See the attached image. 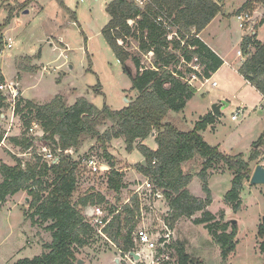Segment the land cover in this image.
Returning <instances> with one entry per match:
<instances>
[{
	"label": "trees",
	"instance_id": "obj_1",
	"mask_svg": "<svg viewBox=\"0 0 264 264\" xmlns=\"http://www.w3.org/2000/svg\"><path fill=\"white\" fill-rule=\"evenodd\" d=\"M59 1L66 8L64 0ZM255 1L264 6V0ZM221 10L213 0H150L145 8L139 7L134 0H112L106 8L110 20L103 34L129 74L136 99L120 111L106 104L99 109L84 97L72 106H68L61 97L44 105L30 100L20 102L19 99L15 114L28 110L22 119L31 116L25 121L26 133L31 123L36 122L44 136L26 134L9 138L13 146L20 148L23 154L30 153L31 157H15L14 166H0L3 178L0 181V210L9 198L26 192L30 200V212L26 217L33 224L49 223L46 230L51 233L52 241L43 245L45 252L42 255L22 259L15 264H79L77 254L80 249L89 247L96 232L86 221L84 213L88 208L108 205V202L102 194L82 195L74 201L83 169L80 161L65 154V151L73 149L78 155L87 141H96L100 145L102 157L111 168L110 172L101 175L107 174L108 188L116 196L115 203L108 209L113 218L104 228V233L123 253L133 248L132 232L139 225L140 204L137 197L126 205L121 202L120 196L126 186L125 175L116 168V158L108 151L113 140L122 139L131 153L139 142L156 132V151L145 145L138 147L146 161L145 165L139 164V172L156 189L163 191L171 210L165 221L171 229L181 218L190 219L209 207L212 203L208 187L210 170L221 163L233 175L232 187L225 200L235 212L240 209L243 184L251 179L250 162L259 158V150L256 148L250 162H247L241 155H226L218 147L208 144L201 132L217 123L218 119L211 112L201 117L194 129L187 132L179 130L169 117L171 113L184 111L197 93V89L187 81L196 73L189 67L194 59L197 61L193 64L200 66L201 73L197 75L201 80L211 79L224 64L221 57L198 37ZM13 15L11 10L0 27V52L4 50L3 32ZM163 16L167 26L158 21ZM263 23L264 19L259 26ZM173 33L177 35L170 40L168 36ZM241 52L245 58L240 74L264 96V42L258 40L257 33L245 36ZM3 83L5 78L0 71V85ZM3 106L5 98L0 92V107ZM107 125L110 129L101 133L100 128ZM3 140L0 128V144ZM36 140L45 141L52 151H63L58 164L49 166L42 162L37 155ZM259 143L261 145L263 139ZM196 157L204 161L202 170L197 175L185 173L183 164ZM195 176L203 184L206 200L196 198L189 190ZM205 216L195 223H208L206 229L220 249L221 264H228L239 244L238 226L224 219L217 221L210 213ZM257 236L261 240L260 250L264 252V225L259 227ZM173 248L178 264H199L188 253L185 242L177 241ZM199 256L202 257L201 253Z\"/></svg>",
	"mask_w": 264,
	"mask_h": 264
},
{
	"label": "rangeland",
	"instance_id": "obj_2",
	"mask_svg": "<svg viewBox=\"0 0 264 264\" xmlns=\"http://www.w3.org/2000/svg\"><path fill=\"white\" fill-rule=\"evenodd\" d=\"M213 1L222 8L224 17L228 18L221 23L215 22L205 38L207 40L208 35L218 33L220 53L228 64L209 83L196 81L195 88L199 92L184 111L171 113L169 117L179 130L191 131L215 102H227L228 107L222 109L220 121L217 118V123L202 133L204 140L211 146H218L226 155H241L247 162H250L257 148L260 156L256 161L264 168V107H261L264 102L260 104L261 96L247 85L239 72L242 60L238 58L237 51L241 50V40L247 30L239 28L235 17L242 11L259 15L254 31L258 40L264 42V23L259 26L264 19V6L255 0ZM109 3L110 0H64V8L59 0H0V27L5 23L9 12L14 11L11 22L3 32L5 53L3 59L0 57V68L11 82L20 81L18 102L19 99L20 102L30 100L44 105L61 97L68 106H72L79 98L84 97L99 109L106 104L113 110L120 111L136 99L137 94L132 90L129 74L103 34L110 20L106 11ZM6 35L13 41L12 49H5ZM242 58H245L243 53ZM213 82L218 84L216 88H212ZM24 106L25 103L22 102V107ZM240 108H244V114L238 121H233L232 116ZM13 109L14 106L6 101L5 106L0 107V128L4 137H8V134L11 137L27 134L25 121L31 119V116L25 120L22 117L27 115L28 110L16 115L13 129L10 133L7 132ZM2 115H5L4 118ZM109 129L110 125H107L100 128V131L104 133ZM260 139H263L261 145ZM36 143L40 146L46 144L40 140H36ZM146 145L156 147L152 139ZM108 151L116 158V168L125 175L126 186L120 196L121 202H124L131 196L136 183L143 179L139 164L144 157L137 147L129 153L122 139L113 140L108 145ZM102 153L96 141H87L79 152V157H74L84 159L98 155L101 158ZM24 155L20 148L14 147L9 141H2L0 144V166H14L15 157L29 158V154L25 158ZM256 161L250 162V168ZM203 163V159L197 157L186 164L183 170L197 175L202 170ZM219 167L220 172L214 173V168L210 170L208 180L214 205L211 203L203 212L190 219L181 218L175 225L178 231L175 237L186 243L188 253L199 264H221L220 249L206 229L208 223L198 225L195 222L205 218L206 213H210L217 221L228 219L225 215L227 209L230 215L227 221L230 222L231 219L238 226L239 241L235 254L228 262L264 264V252L260 250L261 240L257 236L264 218V186H244L240 195L242 205L235 212L233 206L225 200L232 187L233 175L224 164L221 163ZM253 172L252 170V174ZM2 180L0 173V181ZM190 189L196 198L207 199L199 177L193 181ZM87 194H102L106 197L108 205L102 206L105 214H108L110 205L115 203L116 196L108 188L107 174L91 176L83 168L74 201ZM25 197L28 198L26 192L19 194L15 200L9 198L7 202H11L0 210V264H13L20 259L40 256L45 252H42L43 245L52 240L51 233L46 230L49 223L33 224L25 217L30 212V205ZM169 210L166 199L162 200L158 211L163 220ZM155 223L158 224L157 221ZM30 243L32 246H28ZM108 245L110 244L104 238L96 234L89 247L80 252L77 258L92 264H113L111 259L116 257V250H108Z\"/></svg>",
	"mask_w": 264,
	"mask_h": 264
},
{
	"label": "built area",
	"instance_id": "obj_3",
	"mask_svg": "<svg viewBox=\"0 0 264 264\" xmlns=\"http://www.w3.org/2000/svg\"><path fill=\"white\" fill-rule=\"evenodd\" d=\"M134 1L141 8H145L150 3V0ZM256 15L257 14L251 13L249 11H242L237 14L236 18L240 23V27L246 28L249 23L255 22ZM158 21L163 23L164 26L168 25V22L164 16L158 18ZM130 24H132V22H130ZM174 35L177 34H170L168 38L171 40ZM7 47L11 49L12 43L9 42L7 44ZM3 52L4 50L0 52V55ZM238 55L242 56V52H238ZM195 61H197V59H194L193 63ZM193 63L190 64L189 67H191L196 73H193L187 81L191 86L195 88L196 81L201 80L197 75V73H201V69L199 65H195ZM201 81H205V83L207 84L211 81V79ZM217 86L218 84L216 82L212 83V88H216ZM18 88L19 87L17 83L14 82H5L0 85V92L5 98V101L14 106V113L15 107L18 102L17 100L19 98ZM241 113L242 111H239L238 113L234 114L232 116V120L237 121L241 116ZM27 136L43 137L44 132L42 131V129H40L38 123L32 122L27 130ZM35 146L37 148V155L41 158L42 162L48 164L49 166L59 163L60 158L63 154L62 150L52 151V149H50L47 144H43L40 146L36 142ZM28 154L30 158V153H26L24 155V158L28 156ZM65 154H69L70 156L74 157L75 151L73 149H69L65 151ZM77 160L81 162L82 169L84 168L86 172L91 176H101L102 174L108 173L111 170L106 160L103 157L100 158L98 155ZM155 162L156 160L154 161V163ZM134 197L138 198L140 204V211L139 215L137 216L139 225L132 232L133 248L131 249V251L128 253H123L121 251L124 258L132 264H178L176 251L173 248V244L177 242V237H175L176 230L171 229L166 224L165 219L162 220L161 224L159 225H156L154 222H151L149 224L144 223L146 219L153 218L151 214H156L157 201L165 198L163 191L156 189L155 186L152 185L150 180L146 179L145 181H138L136 183L131 196L124 202V204L126 205L130 203L131 199ZM84 216L88 224L94 228L96 234H98L101 238H104V241H106L110 245H114L104 233V228L113 218V216L110 215L109 211L108 214H105L102 210V206H95L92 208H88L85 211ZM133 254L137 255L138 259H135Z\"/></svg>",
	"mask_w": 264,
	"mask_h": 264
},
{
	"label": "crops",
	"instance_id": "obj_4",
	"mask_svg": "<svg viewBox=\"0 0 264 264\" xmlns=\"http://www.w3.org/2000/svg\"><path fill=\"white\" fill-rule=\"evenodd\" d=\"M112 0H110V2H111ZM26 13V12H25ZM237 16V15H236ZM235 16V17H236ZM258 16L259 15H257V17H256V19H255V22H251V23H249L248 25H247V27L246 28H241L240 27V23H239V21H238V24H239V28L241 29V30H247V34H245V36H249V35H252V34H254L255 33V26H257V25H255V23H256V21L259 19L258 18ZM228 17H224V15H223V13H222V11H221V13L211 22V24H209L208 26H207V28L203 31V32H201L200 34H199V38L209 47V48H211L218 56H220L221 57V59L224 61V64H223V66L219 69V71L217 72V73H219L220 71H221V69L226 65V64H228L227 63V60L222 56V54L220 53V45L217 43V41H218V37H217V34L218 33H214V34H212L211 36L210 35H208V38H207V40H206V38H205V34L207 33V31L211 28V26L213 25V24H215V22H222V21H224V20H226ZM237 19V18H236ZM262 21V20H261ZM220 30V29H219ZM255 30V31H254ZM7 36V35H6ZM245 36H243L242 37V40H243V38L245 37ZM3 37H4V34H3ZM10 37H6V39H5V49H9L8 47H7V44L9 43V42H11L12 43V48H13V41H12V39H9ZM242 40H241V42H242ZM11 48V49H12ZM241 50H239V51H237V56H238V58H240L241 60H242V63L244 62V58H242V56H239L238 55V52H240ZM4 53H5V51L0 55V57L3 59L4 57ZM242 66V65H241ZM44 70H45V68H44ZM0 71L2 72V74H3V76H4V78H5V82H11L12 80L11 79H8L7 77H6V75L4 74V72H3V69L2 68H0ZM216 73V74H217ZM213 77H214V75H213ZM242 78L244 79V77L242 76ZM212 79V78H211ZM18 80H19V78H18ZM245 80V79H244ZM246 81V83H247V85H250L252 88H254L247 80H245ZM17 85H18V87H19V85H20V81H17ZM255 89V88H254ZM256 90V89H255ZM257 91V90H256ZM197 92H199V91H197ZM258 92V91H257ZM259 93V92H258ZM259 95L261 96L260 98H261V100H260V104L261 103H263L264 102V96L262 95V94H260L259 93ZM218 102H221V100H218ZM190 102H188V104H189ZM216 103V102H215ZM75 104V103H74ZM73 104V105H74ZM188 104H187V106H188ZM242 104H243V102H242ZM186 106V107H187ZM262 108L264 107V106H261ZM210 108H208L207 109V113L205 114V115H207L208 113H210L209 111L211 110H209ZM239 111H242V113H241V115L242 114H244V112H245V110H244V108H240L239 109ZM211 113H212V110H211ZM4 116L5 115H2V118H4ZM221 116H222V114H221ZM220 116V117H221ZM16 114L13 112V114H12V117H11V119H10V126H9V129H8V133H10L11 132V130L13 129V126H14V122L16 121ZM220 117H219V121H220ZM239 120V119H238ZM237 120V121H238ZM13 124V125H12ZM216 129V128H215ZM205 131H203V132H201V135H202V133H204ZM4 134V133H3ZM8 137H4V140L3 141H9V138H11V134H8L7 135ZM203 136V135H202ZM14 137H19V136H14ZM155 138H156V132L150 137V138H148L147 140H145V141H141V142H139L138 144H137V146H135V147H139L140 145H145L146 147H148L149 149H151L152 151H156L157 149H158V146H157V144H156V147L155 148H150L149 146H147L146 144H147V141L149 140V139H152L154 142H155ZM9 143H10V141H9ZM156 143V142H155ZM4 145H5V143H4ZM14 147H16V146H14ZM214 147H218V146H214ZM219 148V147H218ZM81 150H83V148L81 149ZM80 150V151H81ZM79 151V152H80ZM76 156L77 157H79L77 154H76ZM197 158V157H196ZM194 160V159H193ZM193 160H191V161H189V162H187V163H185V164H183V166H182V168L184 169V166L186 165V164H188V163H190V162H192ZM143 161H145L144 160V158H142V160L140 161V162H143ZM142 164V163H141ZM253 164V167H252V165H251V169L254 171L255 170V168L258 166V165H260V164H258V161H256V162H253L252 163ZM220 170H221V168L218 166L215 170H214V173L215 172H220ZM143 176V175H142ZM147 178L146 177H144L143 176V179L141 180V181H145ZM195 179H197V176H195L194 177V179L192 180V182H191V184L189 185V190H191L190 189V186L193 184V181L195 180ZM232 180H233V178H232ZM248 184H250V180L248 181V182H244V184H243V188H244V186H246V187H248L249 185ZM126 185V184H125ZM260 186H263V185H260ZM124 190V189H123ZM191 192V191H190ZM24 192H20V193H18L17 195H15V196H13L12 197V199H16L17 198V196L19 195V194H23ZM27 199H29V197L28 198H26L25 197V200H27ZM127 200V199H126ZM126 200H124V202L126 201ZM162 200H165V198H163V199H161V200H159V201H157V203H156V207H157V212H156V214H151L152 215V217L153 218H148V219H146V221H144V223L146 224H149V223H151V222H158V224L157 225H159L160 223L159 222H161L162 220H163V218L161 217V215H160V212L158 211L159 210V207H160V204H161V202H162ZM9 202H11V201H9ZM9 202H6L4 205H6V204H9ZM123 202V203H124ZM167 202V201H166ZM3 205V206H4ZM211 205H214V198H213V203L211 204ZM2 209V208H1ZM169 209H170V207H169ZM226 210V213H225V215H227V218L228 219H225L224 221L225 222H228L227 220H229V214L227 213V209H225ZM171 210H169L168 212H170ZM167 212V213H168ZM169 214V213H168ZM168 214H166L165 216L167 217L168 216ZM26 217V216H25ZM153 219H154V221H153ZM25 220H26V218H25ZM230 221H232L231 219H230ZM156 224V223H155ZM173 229H175L176 230V234L178 233V231H177V228L176 227H174ZM258 233V232H257ZM177 240L179 241V237L177 238ZM52 241V240H51ZM31 245V243L30 244H28V246H30ZM32 246V245H31ZM109 246V249L108 250H111V249H115L116 251H115V253H114V256H116V257H114L113 259H111V262L113 263V264H132L131 262H129L128 260H126L125 258H124V256H123V254H122V252L115 246V245H108ZM86 248L87 247H85V248H83V249H80V252H82L84 249L86 250ZM44 251V249L42 248V252ZM42 252H41V254H42ZM79 252V253H80ZM78 253V254H79ZM77 254V255H78ZM221 254V253H220ZM96 259V258H95ZM20 260H22V259H20ZM19 260H17L16 262H18ZM79 261H81V263L82 264H92L91 262H88V261H84V260H80L79 259ZM94 261V260H93ZM92 261V262H93ZM16 262H14L13 264H15ZM228 264H230L229 262H228Z\"/></svg>",
	"mask_w": 264,
	"mask_h": 264
},
{
	"label": "water",
	"instance_id": "obj_5",
	"mask_svg": "<svg viewBox=\"0 0 264 264\" xmlns=\"http://www.w3.org/2000/svg\"><path fill=\"white\" fill-rule=\"evenodd\" d=\"M130 71V70H129ZM131 72V71H130ZM224 107H228V103L227 102H221V103H214L211 107L212 110V114L216 117L219 118L222 114V109ZM143 165L146 164V161L142 162ZM250 184L253 186H259V185H263L264 186V168L261 165H258L252 176L250 179ZM27 202H29V199H27ZM233 222V221H232ZM233 224H236V222L234 221ZM263 225H264V218H263ZM135 259H138L137 255H134ZM79 264H82L81 261H79Z\"/></svg>",
	"mask_w": 264,
	"mask_h": 264
}]
</instances>
